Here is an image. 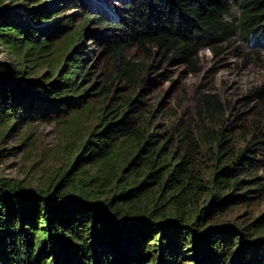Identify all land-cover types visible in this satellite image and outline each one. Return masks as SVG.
Segmentation results:
<instances>
[{
	"label": "trees",
	"instance_id": "trees-1",
	"mask_svg": "<svg viewBox=\"0 0 264 264\" xmlns=\"http://www.w3.org/2000/svg\"><path fill=\"white\" fill-rule=\"evenodd\" d=\"M32 1L47 4L26 11L24 21L0 14V46L16 60H0V126L82 108L89 92L80 96V84L91 73L83 46H75L90 23L103 30L98 45L108 84L145 85L156 54L196 68L204 44L264 41V0H134L114 22L91 13L84 0H69L86 15L71 33L65 23L37 28L63 0ZM234 4L238 16L230 19ZM44 66L50 71L39 76ZM252 98L261 105L246 116L245 147L232 139L240 110L215 96L199 101L194 126L181 119L165 133L152 110L139 112L140 97L129 98L80 142L76 163L61 176L80 167L82 186L59 194L58 186L32 192L0 181V264H264V217L217 222L230 205L264 194L255 172L264 163V88L244 100ZM89 166H96L92 174ZM107 185L116 193L100 202L97 190ZM150 186L159 196L152 203L145 198Z\"/></svg>",
	"mask_w": 264,
	"mask_h": 264
},
{
	"label": "rangeland",
	"instance_id": "rangeland-1",
	"mask_svg": "<svg viewBox=\"0 0 264 264\" xmlns=\"http://www.w3.org/2000/svg\"><path fill=\"white\" fill-rule=\"evenodd\" d=\"M84 1L91 13L109 22L117 20L118 9L125 8L128 3H134V0ZM63 2L49 7L52 14L48 22L40 24L37 28L45 29L56 23H65L70 27L71 33L83 26L85 12L80 8H70L69 0ZM46 4L43 2L38 5L32 0H22L20 3L3 0L0 14L21 22L25 20L26 11L40 10L45 8ZM234 6L230 19L238 16V9L235 4ZM102 32L100 26L88 24L84 39L75 46V48L83 46L81 57L84 59V69H89L91 73V76L82 80L80 84L82 87L80 96L89 92L82 108L32 122L17 125L10 122L0 126L2 183L32 192L58 186L59 194L75 182H78V186H82L79 185L80 178H82L80 183L85 184L86 176L79 175L80 167L70 169L66 179L61 180V176L76 163L80 142L92 131H100L117 112L124 110L123 105L129 98L140 97L139 112L146 114L152 110L155 116L153 120L158 126L162 125L161 132L165 133L171 131V127L178 124L181 119L187 125L194 126L198 119L199 101L207 95L215 96L227 106L234 107L235 111L240 110L238 130L232 139L237 142V147H245L247 141L243 138V132L244 130L246 132L249 124L246 116L257 115L260 112L261 101L252 98L246 102L244 99L249 98L256 90L264 88V41L248 45L237 39L231 46L217 45V47L214 43L209 46L204 44L196 68L179 62L165 61L160 54H156L154 59L148 60L152 71L145 75L146 84L140 86V82L132 86L117 81L109 84L106 82L102 71L105 61L103 52L99 49L100 44L98 45ZM63 43V37L58 38L55 47L61 48ZM0 60L10 63L16 61L13 56L4 52L1 46ZM49 71L48 67L44 66L39 76ZM109 111L112 112L107 114ZM261 114L264 115V110ZM202 154L210 156L206 147ZM95 167H85V171L92 174ZM255 172L261 178V183H264V163L256 167ZM83 188L90 191L93 187ZM156 191V186H150L146 191L145 198L148 203L158 199ZM97 192L99 201H104L109 194H115L116 190L113 192L107 185L99 188ZM262 217H264V194L250 201L248 205H230L220 214L217 222L235 224Z\"/></svg>",
	"mask_w": 264,
	"mask_h": 264
}]
</instances>
